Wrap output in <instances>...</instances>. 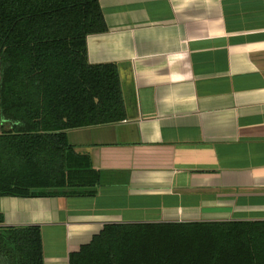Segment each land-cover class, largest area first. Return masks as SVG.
Here are the masks:
<instances>
[{"label": "crops", "instance_id": "obj_1", "mask_svg": "<svg viewBox=\"0 0 264 264\" xmlns=\"http://www.w3.org/2000/svg\"><path fill=\"white\" fill-rule=\"evenodd\" d=\"M91 64L116 63L118 123L68 132L102 174L91 197H0L40 226L45 264L109 224L264 221V0H100Z\"/></svg>", "mask_w": 264, "mask_h": 264}, {"label": "trees", "instance_id": "obj_2", "mask_svg": "<svg viewBox=\"0 0 264 264\" xmlns=\"http://www.w3.org/2000/svg\"><path fill=\"white\" fill-rule=\"evenodd\" d=\"M100 0H0V197H91L68 132L126 118L116 63L91 64ZM0 264H45L40 226L4 225ZM70 264H264V221L109 224Z\"/></svg>", "mask_w": 264, "mask_h": 264}]
</instances>
